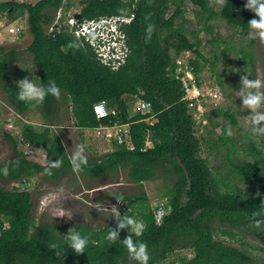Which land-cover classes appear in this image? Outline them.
<instances>
[{
    "label": "trees",
    "instance_id": "16d2710c",
    "mask_svg": "<svg viewBox=\"0 0 264 264\" xmlns=\"http://www.w3.org/2000/svg\"><path fill=\"white\" fill-rule=\"evenodd\" d=\"M83 1L85 7L76 18L98 22L109 17H133L121 28L128 54L116 70L104 65L92 47L77 38L67 26L52 28L64 0H39L34 5L13 1L0 3L1 13L9 11V23L27 15L32 41L26 51L39 70V81L45 88L50 86V81L59 87V96L45 95L41 106L37 101L20 100L19 83L9 74L11 59L17 52L1 49L0 81L13 110L23 115L42 107L50 123L39 130L25 123L21 130L24 144L38 145L45 152V165L29 160L18 149L17 138L9 133L5 135L13 148L14 158L0 165V180L31 182L30 179L42 175L44 181L60 182L76 171L88 180H96L127 170L128 180L136 185L159 177L172 179V186L164 193L170 211L158 223L146 191L132 195L117 192L113 195L115 200L129 209L138 208L144 222L142 233L133 231L129 224L118 228L120 221L127 217L98 227L71 222L61 226L37 220L36 202L30 191L0 186V264H142L128 250L124 243L126 238H130L133 245L146 243L148 264H162L172 255L177 256L169 264H252L249 249L227 244L217 236L221 233L233 240L252 237L262 244L253 249L264 252V152L250 140L246 149L247 157L251 156L252 160L237 163L231 157V148L227 150L231 173L248 184L247 194L239 193L230 177L214 174L209 160L201 157L202 138L196 135L195 119L190 113V102L185 98L184 85L177 78L178 65L173 56L178 57L185 51L195 53V59L189 64L197 77L203 72L201 62L209 64L200 49L198 32L186 27L187 1L199 8L195 13L202 29L211 35L208 42L214 45L218 39L212 36L210 24L216 15L213 4L222 1L218 16L243 33L250 31L248 22L259 17L244 7L248 0ZM61 22L64 23V19ZM149 25H152L151 31ZM189 35L195 36L193 42ZM250 37L252 45L255 36ZM227 51L228 48L223 49L221 55ZM213 54L217 59V54ZM125 97L150 103L151 113L139 112L131 116ZM102 101L116 109L117 114L98 120L94 106ZM70 104L80 131L101 125L129 124V141L134 148L130 149L126 143H115L114 151L102 158L81 154L84 161L80 168H74L73 157L68 155L61 134L48 127L62 124V110ZM217 115L237 124L232 109L226 112L220 109ZM151 116H155L156 121L153 124L145 122ZM222 134L225 136L221 135L215 146L222 142L235 144L227 127L222 126ZM147 142L152 145L148 146ZM126 211L128 216H133L132 210ZM112 229L119 233L115 239L108 236ZM70 231L87 236L88 244L83 253H76L70 246ZM185 250H192L193 256L176 254Z\"/></svg>",
    "mask_w": 264,
    "mask_h": 264
},
{
    "label": "rangeland",
    "instance_id": "374dc122",
    "mask_svg": "<svg viewBox=\"0 0 264 264\" xmlns=\"http://www.w3.org/2000/svg\"><path fill=\"white\" fill-rule=\"evenodd\" d=\"M2 1L4 0H0V3H3ZM9 1L34 5L39 0H5L4 2ZM222 4L223 2L219 1L212 5L216 15L212 17L210 24L212 26V36L218 39L216 45L208 42L211 35L202 29L203 25L199 22L200 19L195 13L199 8L188 1L185 4L186 11L184 16L188 20L186 27L191 32H198L197 38L201 40L200 49L209 59V64L207 65L201 62L203 72L197 77L191 71L189 61L196 57V54L192 51H185L178 57L173 56V60L181 61L182 72L190 86H197L204 94L198 102L201 110L198 107H189L190 113L195 119L196 135L202 138L201 157L209 160L214 174L217 175L218 173L226 179L230 177L231 184L238 187L239 193L247 194L249 190L248 184L239 177L232 175L231 166L226 160V155L228 148H231L233 161L243 163L252 160L251 156L247 157L248 150L246 149L250 140L257 143L258 148L264 152V120L256 124L253 123L251 119L253 109L244 105L241 94L243 87L242 78L244 77L249 80H259L261 82L259 92L264 94V37L258 34L254 35L251 30L243 33L240 29H233L229 26L218 16L222 9ZM84 7L85 3L83 0H64L62 8L55 17V21L58 24L57 29L68 26L71 30L70 25L72 23L70 21L80 15ZM135 8L134 6L132 14H134ZM8 15L9 11L4 12L3 16L0 15V53L2 48L8 52L13 50L17 52L16 56L11 59L9 74L14 82L19 83L24 79H28L37 85H41L38 76L39 70L33 61L32 55L26 51L32 41L28 29V17L26 15L9 23ZM62 19H64V23L61 22ZM18 27L23 30L22 37H17L10 31L11 28L16 29ZM251 35L255 36V41L252 45H250ZM194 37L189 35L190 41L193 42ZM225 48H228V51L223 56L221 51ZM243 50L245 53H242ZM214 52L218 56L217 59L215 54H213ZM248 58L251 59L249 63L247 61ZM177 65L180 66L178 63ZM178 72L180 70L177 68V74ZM2 89L3 84L0 81V165L14 158L11 143L5 136L7 133L17 138L18 149L23 151L29 160L39 165H45L46 154L42 148L40 146L26 145L21 142L20 138L23 124H33L36 129H42L45 124L50 123L46 121L44 110L42 107H38L17 118L12 113L13 108ZM125 98L126 103L129 105L130 114L133 116L135 113H139L138 103H136L138 102L136 101L137 98ZM37 104L41 106L42 100H38ZM220 109L225 112L228 109H232L235 112L237 124H232L231 120L225 116L217 115V111ZM65 111H69L68 108L67 110L65 107L63 108V114L60 116L61 120L65 117ZM256 111L264 112V102ZM65 122L69 127L71 121L67 118ZM222 126L227 127L228 133L235 144L222 142L219 146H215L218 138L221 135L225 136V134H222ZM68 127L63 129V131L71 132ZM74 142L75 149L71 152L72 156L79 153L88 157L96 156L97 158H102L106 154L105 146L107 143L112 144L90 132L87 133V136L81 134L79 140L76 137ZM113 147L115 149V146ZM33 180L34 182L30 185L32 190L24 185L23 181L8 183L0 180V186L5 189L16 187L19 190L26 189L30 191L36 202L34 214L40 222L58 223L61 226H67L69 222L73 224L85 223L90 227L109 225L116 222L119 218H126L128 216L126 210H132L134 214L131 217L141 221L144 226L143 219L138 213V208L129 209L126 204L115 200L113 195L117 192L132 195L146 191L149 197V204L153 208L158 201L164 198V193L173 184L172 179L164 177H159L155 181L145 182L143 185L132 184L128 180L127 170L96 180H88L76 171L63 177L60 182L49 180L43 184L45 186L41 184V181H43L42 175H37ZM36 189H39V191H36ZM46 192H52L55 196L49 206L47 203H41V197ZM217 237L237 248L249 249L252 252V264H264V252L253 249V247H258L262 244L252 237L233 240L221 233ZM243 243H246V245L244 246ZM176 254L188 257L193 256L192 250L179 251ZM176 256L172 255L169 261L174 260ZM169 261L162 264H169Z\"/></svg>",
    "mask_w": 264,
    "mask_h": 264
},
{
    "label": "clouds",
    "instance_id": "9594fccd",
    "mask_svg": "<svg viewBox=\"0 0 264 264\" xmlns=\"http://www.w3.org/2000/svg\"><path fill=\"white\" fill-rule=\"evenodd\" d=\"M244 7L252 10L259 17V19L253 18L248 22L249 29L254 35L258 34L259 36L264 37V0H248ZM130 18L133 19V17ZM130 18L109 17L101 19L100 21L96 22L95 28L89 33V40L94 42L95 45H91L89 40H83H85L92 47L97 57V50H100L103 53L108 51L109 54L113 55L118 53V49L121 50L119 52H122L124 51L126 43L125 36L123 35L121 28L123 24H127L132 21V19L128 21ZM73 19L76 22L73 23V25L77 27H81L87 21L76 17ZM57 25L58 24L56 22L55 26ZM151 28L152 25H149V31H151ZM242 84L243 87L241 89V94L243 96V103L244 105H247L249 108L253 109V115L251 116V119L253 123L256 124L259 121L264 120V112L256 111V109L261 106L262 102H264V94L259 92L261 82L259 80H249L247 77H244L242 78ZM18 88V98L26 102L42 100L47 94L59 96V87L54 81H50V86L45 88L44 86L37 85L33 81L24 79L19 82ZM78 160L80 162H77ZM83 161L84 158L80 156L79 153H77L72 160L74 168H80ZM125 224L132 225L133 231L137 232L138 234L142 233L143 231L142 222L136 220L134 217L127 216L126 219L121 220L118 228H123ZM118 234V230L112 229L108 233V236L111 239H115ZM68 238L70 246L76 253L84 252L85 247L88 244L87 236L82 237L81 232L79 231H70ZM124 243L128 250L138 260L142 261V264H148L149 255L146 252V243H137L136 245H133L130 238H126Z\"/></svg>",
    "mask_w": 264,
    "mask_h": 264
},
{
    "label": "built area",
    "instance_id": "2783aa9c",
    "mask_svg": "<svg viewBox=\"0 0 264 264\" xmlns=\"http://www.w3.org/2000/svg\"><path fill=\"white\" fill-rule=\"evenodd\" d=\"M1 16H3V14L0 13ZM132 18L128 19V21H130ZM70 23H72V25H70L71 27V31L74 33V35L77 38L80 39H86L89 40V33L91 32L92 29L95 28V24L96 22L94 20H87L85 24H83L81 27H77L74 26L73 23H76L75 20L73 19L72 21H70ZM91 25V26H90ZM54 28V27H53ZM11 33H13L14 35H16L17 37H20L23 33L21 28H16L13 29L11 28ZM91 45H95L94 42H92L91 40H89ZM121 51L120 49H118V53L116 54H109L108 51L103 53L100 50H97V54H98V58L99 60L106 66L112 68L113 70H116L120 67V65H122V63H124L125 58L127 57L128 54V48L125 44L124 47V51ZM176 63H178L180 66H178V69L180 70V72H178L177 74V78H179L183 85H184V89L186 91V96L185 98L190 102V108H197L201 110V107H199L200 105L198 104L200 98L202 96H204V94L199 90V88L195 85L190 86L189 82L186 80V78L184 77V74L182 72V63L181 61H176ZM189 76V74H187ZM192 87V88H191ZM138 111L144 115H147L149 113H151L152 111V106L150 103H147L143 100H140L138 102ZM70 110L72 111V105H70ZM94 112L95 115L97 117L98 120H103L106 119L107 117H109L110 115H116L117 111L114 108H109L108 104L106 101H102L97 103L94 106ZM75 119H73V125L71 126L72 128L75 127L77 130L78 125L76 123V121H74ZM156 121L155 116H151L145 119V122L149 123V124H153ZM86 133H94L96 137L98 138H103L106 139L108 142L111 143H117L119 145H123V144H127L129 146L130 149H133V145L131 144L130 140V133H131V129H130V125L129 124H115L113 126H107V125H101L99 127H96L94 129H87L85 130ZM148 146L152 145L151 142H147ZM24 185H26L27 187H30L31 182L24 179L23 180ZM31 188V187H30ZM26 190V189H24ZM53 197L55 199V196L53 195L52 192L49 193H45L42 195L41 197V203H47V205L49 206L52 203ZM153 211L156 217V220L158 223H161L163 221V219L168 215L169 211H170V204H169V200L168 198H164L160 201H158L154 207H153Z\"/></svg>",
    "mask_w": 264,
    "mask_h": 264
},
{
    "label": "crops",
    "instance_id": "0c3cea01",
    "mask_svg": "<svg viewBox=\"0 0 264 264\" xmlns=\"http://www.w3.org/2000/svg\"><path fill=\"white\" fill-rule=\"evenodd\" d=\"M5 1V0H4ZM4 1H2L3 3H5ZM20 3V2H19ZM1 13V12H0ZM1 14H3L4 15V12L3 13H1ZM55 23L56 22H54L53 23V25H52V27H54L55 26ZM18 28H20V27H18ZM23 36V34L21 35V37ZM19 39V38H18ZM70 105H72V104H70ZM70 105H68V106H66L65 108H66V110H67V108H68V110L69 111H65V113H64V115H65V117H63V119L61 120V121H64V123H62L60 126H48L50 129H51V131L52 132H56V133H60L61 134V136H62V140H63V143H64V145H65V148H66V150H67V152H68V155L69 156H71V157H74L75 155H71L72 153V151H74V141H75V139H76V137H78V140H79V137L81 136V134L82 135H86L87 136V133L85 132V130H83V131H80L79 129L77 130L75 127H71L72 125H73V119H75L74 118V116H73V113H72V111L70 110ZM12 113L14 114V116L15 117H20V115H18L14 110L12 111ZM135 114H138V113H135ZM22 116V115H21ZM132 116V115H131ZM68 118V120H70L71 121V124H70V126L68 127V125L66 124V122H65V120ZM75 121V120H74ZM49 124V123H48ZM31 125H33V124H31ZM46 125V124H45ZM44 125V126H45ZM66 126V127H65ZM67 127H68V129H70L71 130V132H68L67 133V131H63V129H67ZM59 129V130H58ZM22 130V129H21ZM39 130V129H38ZM69 130V131H70ZM60 131V132H59ZM21 138V142H23L22 141V137H20ZM74 139V140H73ZM81 139V138H80ZM77 144V143H76ZM35 146H38V145H34V147ZM113 146H115V143H112V144H110V143H107V145L105 146V153L106 154H108V153H111L112 151H114V147ZM112 147H113V149H112ZM116 147V146H115ZM105 154V155H106ZM81 155V154H80ZM92 157H96V156H92ZM5 163V162H4ZM31 180V184H32V182H34V180L33 179H30ZM45 182H47V181H41V184H42V186H45V185H43V184H45ZM39 185H40V183H39ZM38 188H39V186H38ZM39 189H41V188H39ZM39 189H36V191H39ZM31 190H32V188H31ZM45 194V193H44Z\"/></svg>",
    "mask_w": 264,
    "mask_h": 264
}]
</instances>
